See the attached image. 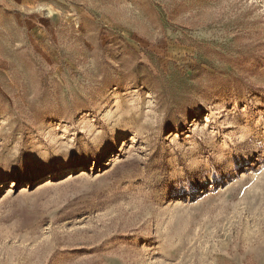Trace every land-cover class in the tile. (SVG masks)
I'll return each mask as SVG.
<instances>
[{
  "label": "rangeland",
  "instance_id": "rangeland-1",
  "mask_svg": "<svg viewBox=\"0 0 264 264\" xmlns=\"http://www.w3.org/2000/svg\"><path fill=\"white\" fill-rule=\"evenodd\" d=\"M0 264H264V0H0Z\"/></svg>",
  "mask_w": 264,
  "mask_h": 264
}]
</instances>
